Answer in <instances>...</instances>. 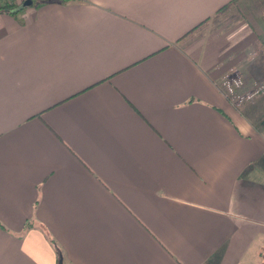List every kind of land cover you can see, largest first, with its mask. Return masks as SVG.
I'll return each instance as SVG.
<instances>
[{"label":"crops","instance_id":"obj_1","mask_svg":"<svg viewBox=\"0 0 264 264\" xmlns=\"http://www.w3.org/2000/svg\"><path fill=\"white\" fill-rule=\"evenodd\" d=\"M263 248L264 0L0 8V264Z\"/></svg>","mask_w":264,"mask_h":264},{"label":"trees","instance_id":"obj_2","mask_svg":"<svg viewBox=\"0 0 264 264\" xmlns=\"http://www.w3.org/2000/svg\"><path fill=\"white\" fill-rule=\"evenodd\" d=\"M26 1H30V3H40L42 1L46 0H21L19 4H15V0H5L2 5H0V8H5L8 10L16 11L20 7L24 5ZM61 1H67V0H61Z\"/></svg>","mask_w":264,"mask_h":264},{"label":"water","instance_id":"obj_3","mask_svg":"<svg viewBox=\"0 0 264 264\" xmlns=\"http://www.w3.org/2000/svg\"><path fill=\"white\" fill-rule=\"evenodd\" d=\"M29 3H30V1H26V2L24 3V5H25V4H29ZM58 264H63V261H62V257H61V256H59Z\"/></svg>","mask_w":264,"mask_h":264},{"label":"rangeland","instance_id":"obj_4","mask_svg":"<svg viewBox=\"0 0 264 264\" xmlns=\"http://www.w3.org/2000/svg\"><path fill=\"white\" fill-rule=\"evenodd\" d=\"M262 250H263L262 254H263V256H264V248H263Z\"/></svg>","mask_w":264,"mask_h":264}]
</instances>
